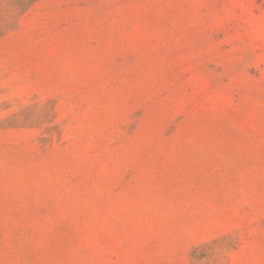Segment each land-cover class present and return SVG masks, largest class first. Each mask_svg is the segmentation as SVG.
<instances>
[{"label": "rangeland", "instance_id": "rangeland-1", "mask_svg": "<svg viewBox=\"0 0 264 264\" xmlns=\"http://www.w3.org/2000/svg\"><path fill=\"white\" fill-rule=\"evenodd\" d=\"M0 264H264V0H0Z\"/></svg>", "mask_w": 264, "mask_h": 264}]
</instances>
